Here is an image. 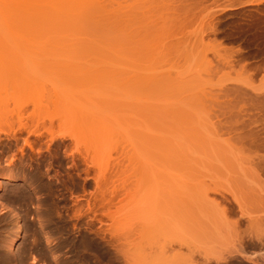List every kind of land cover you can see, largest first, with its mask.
Segmentation results:
<instances>
[{"label":"rangeland","instance_id":"rangeland-1","mask_svg":"<svg viewBox=\"0 0 264 264\" xmlns=\"http://www.w3.org/2000/svg\"><path fill=\"white\" fill-rule=\"evenodd\" d=\"M0 98V264H264V0H0Z\"/></svg>","mask_w":264,"mask_h":264},{"label":"bare ground","instance_id":"bare-ground-1","mask_svg":"<svg viewBox=\"0 0 264 264\" xmlns=\"http://www.w3.org/2000/svg\"><path fill=\"white\" fill-rule=\"evenodd\" d=\"M11 99H12V98H11ZM0 100H1V102H0V110H3V113L7 114V113H8L7 111H9L10 109H7V108H9V107H6V106H7V105L10 106V101L7 99V101H9V102H7V105H5L6 102H3V103H2V101H4V99L0 98ZM11 101H13V100H11ZM57 101H58V99H57ZM60 101H61V99H60ZM16 102H19V101H16ZM51 102H52V103H55L56 100H54V102H53V101H51ZM62 102H63V101H62ZM65 102H66V101H64L63 104H64ZM8 103H9V104H8ZM52 103H51V104H52ZM57 103H58V102H57ZM1 104H2L3 107L1 106ZM14 104H15V103H14ZM18 104H19V103H18ZM18 104H17V105H18ZM55 104H56V103H55ZM59 104H60V103H59ZM15 105H16V104H15ZM17 105H16V106H17ZM53 105H54V104H53ZM61 105H62V104H61ZM16 106H15V107H16ZM13 107H14V106H13ZM60 107H61V106H60ZM1 108H2V109H1ZM3 108H4L5 110H4ZM57 108H58V107H57ZM6 109H7V111H6ZM17 109L19 110L20 107L17 108ZM14 110H15V109H14ZM5 111H6V112H5ZM11 111H13V110H11ZM9 112H10V111H9ZM13 112H15V111H13ZM0 113H1V111H0ZM15 113H17V112H15ZM11 114H12V113H11ZM65 115H66V114H65ZM20 123H21V122H20ZM20 125H22V123H21ZM24 126H26V125H24ZM21 127H23V126H21ZM22 129H23V128H22ZM24 129H25V127H24ZM27 129L30 130L29 127H28ZM27 129H26V131H27ZM20 131H21V130H20ZM30 131H31V130H30ZM35 131H37V132H35ZM35 131H34V132L36 133V135H37V139H38V137H40V135H42V132L40 133L41 130H39V129H35ZM48 131H50V133H51V130H48ZM48 131H47V132H48ZM28 132H29V131H28ZM31 133H32V132H31ZM33 134H34V133H33ZM34 135H35V134H34ZM50 135L52 136L53 134L51 133V134H49V136H50ZM42 136H43V135H42ZM53 136H54V135H53ZM52 139H53V138H52ZM261 196H262V195H261ZM226 198H227V197H226ZM224 211H225V210H224ZM226 214H227V213H226ZM256 219H257V218H256ZM252 221H253V220H252ZM258 221H259V220H258ZM254 222H255V221H254ZM248 223H249V222H248ZM222 224H223V223H222ZM250 224H251V223H250ZM250 224H249V225H250ZM253 225H254V224H253ZM217 226H218V225H217ZM18 227H19V226H18ZM221 228H222V227H221ZM18 229H19V228H16L15 230L17 231ZM217 229H218V228H217ZM220 232H221V230H220ZM221 234H222V233H221ZM18 235H20V234H18ZM13 240H14V238H13ZM17 240H18V239H17ZM18 243H19V241H18ZM11 245H12V244H11ZM17 245H19V244H17ZM17 245H16V246H17ZM12 248H13V247H12ZM15 248H16V247H15Z\"/></svg>","mask_w":264,"mask_h":264}]
</instances>
